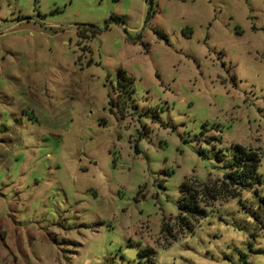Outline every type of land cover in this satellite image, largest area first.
Here are the masks:
<instances>
[{
  "label": "rangeland",
  "instance_id": "obj_1",
  "mask_svg": "<svg viewBox=\"0 0 264 264\" xmlns=\"http://www.w3.org/2000/svg\"><path fill=\"white\" fill-rule=\"evenodd\" d=\"M263 154L264 0H0V264H264Z\"/></svg>",
  "mask_w": 264,
  "mask_h": 264
},
{
  "label": "trees",
  "instance_id": "obj_2",
  "mask_svg": "<svg viewBox=\"0 0 264 264\" xmlns=\"http://www.w3.org/2000/svg\"><path fill=\"white\" fill-rule=\"evenodd\" d=\"M88 29H92L94 33L93 27L90 26ZM261 160L260 152L239 145L234 151L228 171L220 179L201 188L192 181L183 182L179 224L192 230L193 222H199L206 216V207L211 205L210 202L221 198H237L254 183L261 182L259 174ZM262 200L264 201V197Z\"/></svg>",
  "mask_w": 264,
  "mask_h": 264
}]
</instances>
